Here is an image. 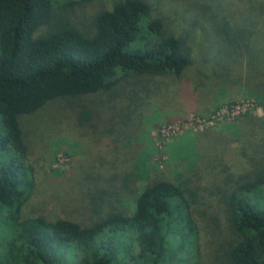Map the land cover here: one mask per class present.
<instances>
[{"label": "trees", "instance_id": "1", "mask_svg": "<svg viewBox=\"0 0 264 264\" xmlns=\"http://www.w3.org/2000/svg\"><path fill=\"white\" fill-rule=\"evenodd\" d=\"M92 1L0 0V210H5L4 222L12 235L7 240L0 234L6 248L0 264H194L198 231L189 211L194 192L185 180L146 184L131 212L120 203L122 194L129 193L127 180L148 173L142 155L121 183L115 181L118 169L109 164L86 174V180H104L110 186L87 193L110 194L90 197L84 210L88 223L44 216L22 220L34 176L20 117L52 100L112 92L130 77L172 75L183 84V73L196 57L217 76L225 44L236 56L243 55L244 87L264 108V68L255 70L250 59L253 49L261 55L264 51L263 38L259 45L252 39L264 23V2L242 0L237 20L224 1L207 0L200 19L188 10L182 18L175 13L174 32L166 17L153 14L148 0H114L88 24L74 21L75 10ZM195 24L204 41L202 50L183 38ZM180 81L175 90L185 88L178 86ZM87 116L83 112L81 120ZM229 193L230 219L239 239L229 247L228 262L264 264V163Z\"/></svg>", "mask_w": 264, "mask_h": 264}, {"label": "rangeland", "instance_id": "2", "mask_svg": "<svg viewBox=\"0 0 264 264\" xmlns=\"http://www.w3.org/2000/svg\"><path fill=\"white\" fill-rule=\"evenodd\" d=\"M113 1L94 0L79 6L72 18L81 25L88 24L96 11L109 8ZM148 1L153 14L166 17L174 32L175 13L182 18L188 10L200 19L207 2ZM214 1H224L230 7L228 12L240 19L244 1ZM198 30L199 24H195L194 33L183 38L186 44L202 50L204 41ZM256 30L254 45L263 38L264 50V23ZM220 48L225 56L220 57L223 65L217 76L196 57L183 73L181 80L186 86L182 91L175 90V82L180 80L172 75L135 76L121 81L112 92L52 100L35 113L22 115L34 186L22 206L21 219L44 216L48 220L67 218L88 223L89 215L84 210L91 204L90 197L99 199L110 194L87 193L110 186L104 180H86V174L109 164L118 169L115 181L121 183L134 159L142 155L140 161L146 160L148 173L127 180L129 193L122 194L121 205H127L131 212L137 192L156 179L185 180L194 192L193 200L189 198V211L198 231L194 264H229L227 252L239 239L230 219L229 191L264 163V108L244 87L243 55L236 56L237 51L227 44ZM250 59L255 70L264 68V51L261 55L253 49ZM183 84L180 81L178 86ZM179 94L184 97L177 99ZM83 112L88 115L85 121L81 120ZM122 208L117 210L125 213ZM0 213V234L11 240L4 222L5 210ZM3 244L0 241V255L6 249Z\"/></svg>", "mask_w": 264, "mask_h": 264}]
</instances>
